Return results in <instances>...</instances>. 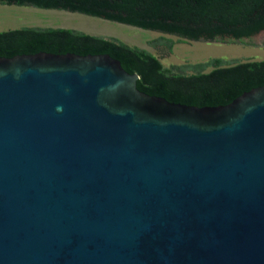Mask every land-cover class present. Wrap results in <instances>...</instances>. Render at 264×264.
<instances>
[{"label":"water","instance_id":"obj_1","mask_svg":"<svg viewBox=\"0 0 264 264\" xmlns=\"http://www.w3.org/2000/svg\"><path fill=\"white\" fill-rule=\"evenodd\" d=\"M139 79L0 57V264H264V86L197 107Z\"/></svg>","mask_w":264,"mask_h":264},{"label":"trees","instance_id":"obj_2","mask_svg":"<svg viewBox=\"0 0 264 264\" xmlns=\"http://www.w3.org/2000/svg\"><path fill=\"white\" fill-rule=\"evenodd\" d=\"M16 6L61 10L135 28L202 41L252 39L264 31V0H0ZM172 50V45L168 46ZM53 54L110 55L150 96L197 106L228 105L243 93L264 86L263 61L213 58L165 68L147 50L116 39L67 28L23 27L0 32V57ZM189 70L191 74H185Z\"/></svg>","mask_w":264,"mask_h":264},{"label":"rangeland","instance_id":"obj_3","mask_svg":"<svg viewBox=\"0 0 264 264\" xmlns=\"http://www.w3.org/2000/svg\"><path fill=\"white\" fill-rule=\"evenodd\" d=\"M23 27L67 28L116 39L128 46L147 50L165 68L203 63L213 58L230 63L264 60V36L243 42L192 41L68 11L0 4V32ZM184 73L192 72L185 70Z\"/></svg>","mask_w":264,"mask_h":264}]
</instances>
